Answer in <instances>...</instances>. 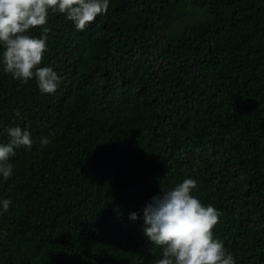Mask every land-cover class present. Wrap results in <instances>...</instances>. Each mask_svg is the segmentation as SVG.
Listing matches in <instances>:
<instances>
[{
    "label": "trees",
    "instance_id": "1",
    "mask_svg": "<svg viewBox=\"0 0 264 264\" xmlns=\"http://www.w3.org/2000/svg\"><path fill=\"white\" fill-rule=\"evenodd\" d=\"M48 27L54 94L0 61V143L34 140L0 174V264H155L143 208L188 178L236 264H264V0H110Z\"/></svg>",
    "mask_w": 264,
    "mask_h": 264
},
{
    "label": "clouds",
    "instance_id": "2",
    "mask_svg": "<svg viewBox=\"0 0 264 264\" xmlns=\"http://www.w3.org/2000/svg\"><path fill=\"white\" fill-rule=\"evenodd\" d=\"M109 6L110 0H0V61L4 72L21 84L35 80L41 93L54 94L61 77L53 67H41L48 51L50 15L59 13L82 31L98 16L107 14ZM35 29L41 35H33ZM6 132L8 142L0 143V174L9 180L14 172L10 160L16 149H31L34 140L31 132L20 126H10ZM39 143L47 146L51 140L43 137ZM197 188L196 180L185 179L172 188H163L162 194L153 196L143 208L142 234L161 250L155 264H236L234 254L214 238L213 230L222 213L211 204L204 205L193 194ZM2 203L7 211L11 200ZM129 218L136 221L141 216L133 211Z\"/></svg>",
    "mask_w": 264,
    "mask_h": 264
}]
</instances>
